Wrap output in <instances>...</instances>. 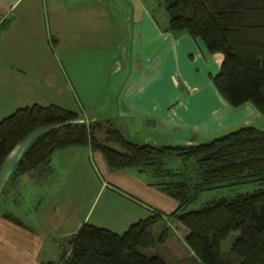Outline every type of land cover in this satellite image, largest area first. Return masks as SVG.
Listing matches in <instances>:
<instances>
[{"label":"crops","instance_id":"0c3cea01","mask_svg":"<svg viewBox=\"0 0 264 264\" xmlns=\"http://www.w3.org/2000/svg\"><path fill=\"white\" fill-rule=\"evenodd\" d=\"M163 9L159 0H0V17L9 20L0 32V119L56 105L85 122L110 119L128 140L154 145L201 143L250 125L242 116L251 107L229 105L211 81L223 55L199 37L169 31ZM41 132L19 142L0 167V264H58L83 223L121 234L153 210L177 207L144 172L110 169L88 146L57 150L46 172L12 181L16 161ZM27 173L33 187L4 202ZM172 222L188 234L171 220L162 248ZM164 223L155 225L156 237ZM190 258L189 250L180 263Z\"/></svg>","mask_w":264,"mask_h":264},{"label":"trees","instance_id":"16d2710c","mask_svg":"<svg viewBox=\"0 0 264 264\" xmlns=\"http://www.w3.org/2000/svg\"><path fill=\"white\" fill-rule=\"evenodd\" d=\"M161 2L169 31L199 37L209 52L223 55L219 72L211 77L219 95L233 107L250 102L264 115V0ZM2 17L0 32L9 24ZM39 130L16 161L12 181L29 171L46 172L57 150L88 146L110 169L144 172L178 202L170 213L153 210L121 234L83 223L59 262L171 264L154 249L166 238L167 221L174 220L188 230L184 242L193 258L187 264H264V129L245 125L201 143L154 145L128 140L110 119L85 122L59 106L33 104L0 119V167L19 142ZM174 157L179 158L176 168L169 165ZM251 182L261 187L186 210L203 191ZM160 221L166 227L156 237ZM231 232L238 235L229 250L221 251Z\"/></svg>","mask_w":264,"mask_h":264},{"label":"rangeland","instance_id":"374dc122","mask_svg":"<svg viewBox=\"0 0 264 264\" xmlns=\"http://www.w3.org/2000/svg\"><path fill=\"white\" fill-rule=\"evenodd\" d=\"M159 1L161 2V0ZM162 12H165L164 9ZM245 103H247L251 107L252 110H245L243 112L242 118L248 117L251 119L249 122L250 125L257 126V127L264 129V115H262L252 105V103L250 102H245ZM241 121L237 122V123H240L237 125H243L241 123H245ZM171 160L172 161H170L169 165L173 168H176L179 162V158L174 157ZM32 187L33 185L31 184L29 175L27 173L19 179L18 187H16V189L15 188L9 189V192H8L9 196H7V192L4 193L3 201L7 202L9 199H11L12 196H15L14 190H21L22 192H25ZM259 187L261 186L257 182H251V183L240 184V185L222 186V187H217V188H213L210 190H206V191L201 192L199 196L197 197V199L193 203L187 206L186 210L199 209L200 207L210 202H213V201H216L222 198L232 199L238 195L251 193L255 191L256 189H258ZM159 227H162L161 224L159 225ZM170 228L171 229H169L168 231L169 238L167 239L164 245V248H162L160 243H158L159 245H157L156 251L158 252L162 251L164 256H166L169 259V261H171L172 259L173 262H179V263H173V264H181L180 263L181 259L188 256L189 250L184 244L185 242H184V235H183L182 230L179 227H177V225L174 222H172V227ZM237 235H238V232H231L229 236L225 240L222 241L221 251L229 250L232 241ZM52 258L56 259L57 255L52 256Z\"/></svg>","mask_w":264,"mask_h":264},{"label":"built area","instance_id":"2783aa9c","mask_svg":"<svg viewBox=\"0 0 264 264\" xmlns=\"http://www.w3.org/2000/svg\"><path fill=\"white\" fill-rule=\"evenodd\" d=\"M4 17H0V21L3 19ZM163 219L165 220V221H167L166 219H165V217H163ZM170 222V221H169ZM169 222L167 221V223L169 224ZM62 261H64V260H62ZM58 264H63L62 262H60V263H58Z\"/></svg>","mask_w":264,"mask_h":264}]
</instances>
